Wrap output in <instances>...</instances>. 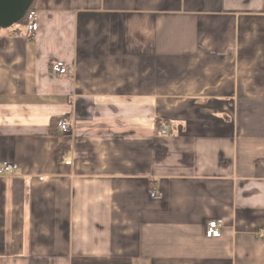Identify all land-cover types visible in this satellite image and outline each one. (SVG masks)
Wrapping results in <instances>:
<instances>
[{
	"label": "crops",
	"instance_id": "obj_1",
	"mask_svg": "<svg viewBox=\"0 0 264 264\" xmlns=\"http://www.w3.org/2000/svg\"><path fill=\"white\" fill-rule=\"evenodd\" d=\"M32 8L0 29V264H264V0Z\"/></svg>",
	"mask_w": 264,
	"mask_h": 264
},
{
	"label": "built area",
	"instance_id": "obj_2",
	"mask_svg": "<svg viewBox=\"0 0 264 264\" xmlns=\"http://www.w3.org/2000/svg\"><path fill=\"white\" fill-rule=\"evenodd\" d=\"M26 38L33 39L39 31V19L35 11H30L26 16ZM51 73L54 76H64L67 74V69L63 63H54L51 65ZM57 131L65 136L70 133V125L66 121H58ZM159 133L161 135L166 134V129H160ZM70 164V162H66ZM19 169L16 164L9 162H0V178H11L18 174ZM150 196L152 198H158L159 193L153 191ZM224 227V222L222 220L209 221L205 225L204 236L206 239H217L221 235V230ZM258 238H264V228L258 231Z\"/></svg>",
	"mask_w": 264,
	"mask_h": 264
},
{
	"label": "water",
	"instance_id": "obj_3",
	"mask_svg": "<svg viewBox=\"0 0 264 264\" xmlns=\"http://www.w3.org/2000/svg\"><path fill=\"white\" fill-rule=\"evenodd\" d=\"M33 0H0V29H9L25 15Z\"/></svg>",
	"mask_w": 264,
	"mask_h": 264
},
{
	"label": "trees",
	"instance_id": "obj_4",
	"mask_svg": "<svg viewBox=\"0 0 264 264\" xmlns=\"http://www.w3.org/2000/svg\"><path fill=\"white\" fill-rule=\"evenodd\" d=\"M33 2H34V0H33ZM33 2L31 3V5H30V7H29V9L27 10V12L25 13V15H24V17L17 23V25H19L20 27H22V28H25V26H26V16H27V14L30 12V11H32L33 10V8H32V6H33ZM12 28V27H11ZM10 29V28H9ZM57 124V123H56Z\"/></svg>",
	"mask_w": 264,
	"mask_h": 264
},
{
	"label": "rangeland",
	"instance_id": "obj_5",
	"mask_svg": "<svg viewBox=\"0 0 264 264\" xmlns=\"http://www.w3.org/2000/svg\"><path fill=\"white\" fill-rule=\"evenodd\" d=\"M12 27H14V28H21L19 25H14V26H12Z\"/></svg>",
	"mask_w": 264,
	"mask_h": 264
}]
</instances>
